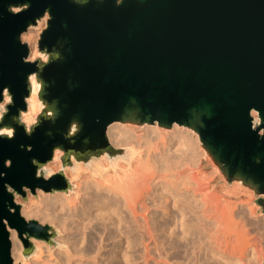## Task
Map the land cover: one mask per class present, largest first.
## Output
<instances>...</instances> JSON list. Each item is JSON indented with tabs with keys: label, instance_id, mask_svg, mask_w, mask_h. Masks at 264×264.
Wrapping results in <instances>:
<instances>
[{
	"label": "water",
	"instance_id": "water-1",
	"mask_svg": "<svg viewBox=\"0 0 264 264\" xmlns=\"http://www.w3.org/2000/svg\"><path fill=\"white\" fill-rule=\"evenodd\" d=\"M113 123L189 129L216 186L264 215V0H0V264H14L8 229L25 260L31 239L57 246L18 197L68 194L103 159L131 163Z\"/></svg>",
	"mask_w": 264,
	"mask_h": 264
},
{
	"label": "bare ground",
	"instance_id": "bare-ground-1",
	"mask_svg": "<svg viewBox=\"0 0 264 264\" xmlns=\"http://www.w3.org/2000/svg\"><path fill=\"white\" fill-rule=\"evenodd\" d=\"M28 103L26 121L38 109L34 95ZM156 130L155 125H143L138 133L120 123L109 125V143L128 149L134 165L117 162V167H126L117 173L115 164L103 159L106 166L101 162L94 172L89 171L70 203L60 197L63 193H54V199L44 196L41 217L63 234L64 251L52 253L49 257L53 259L44 261L41 242L33 239L34 264L253 263L256 248H264V218L251 220L249 206L248 213L241 204L229 206L228 220L245 229L231 242L217 218L220 195L217 203L208 201L200 194L197 179L202 176L191 175L203 158L195 152L196 138L194 141L189 129L177 125L160 135ZM110 167L114 176L108 179ZM10 230L9 239L14 243L15 230ZM239 247L240 252L235 253ZM15 250L14 261L25 264L22 248ZM243 257L247 259L244 263Z\"/></svg>",
	"mask_w": 264,
	"mask_h": 264
},
{
	"label": "rangeland",
	"instance_id": "rangeland-1",
	"mask_svg": "<svg viewBox=\"0 0 264 264\" xmlns=\"http://www.w3.org/2000/svg\"><path fill=\"white\" fill-rule=\"evenodd\" d=\"M37 33H38V30L30 29L25 34H23L22 37H21V40L28 44L29 48L31 49V53L34 52L33 51V46H34V43H35V39L37 37ZM140 132L141 131H138V133H140ZM156 132H157L158 135L164 133V132L161 133V132H159L157 130H156ZM189 133H191L190 136L193 134L192 132H189ZM194 135L195 134H193L191 136V138L194 139V141L197 140V142L195 144V150H196L195 152L197 153V155L202 154L203 158L200 157L201 155L199 156V158H201L199 167H197L195 170H193L191 172V175H192L193 178H197V177L199 178V177L202 176L200 178V180L197 179V181L201 184V187H200L201 188V193L200 194L204 195L205 198L208 199V201L209 200H210V202H213V201H216V200L220 201V199H221L219 205H217V207H218V209H217V211H218L217 218L221 222L222 226L226 227V230H227L229 236L231 237V242H233L234 239L236 238L237 233L242 231V230L245 231V229L244 228L242 229L241 226H239V224L232 225L233 223H231L228 220L227 208L229 206H233L234 204H238V205L241 204L246 209L249 206V208L252 209V212H249V216L251 217V220H253V221L256 220V219L264 218V215H260L257 212V209L255 207V203L251 200L250 196H248V195H229V194L223 193L216 186V181L218 179V173H217V171L214 168H210V167H208L206 165V163L204 161V152L200 148V143L198 141V137H196V135L195 136ZM195 138H196V140H195ZM159 144H161V142ZM143 157H145L144 154H143ZM102 164H104L106 166L107 163L104 160H102ZM131 164L133 166L134 162L132 161ZM114 167H115L117 173L126 168L123 165H120V166L117 167L116 164L114 165ZM58 168H59V164H58L57 161L54 160L51 164H49L46 167V170H50L52 172H56ZM109 169H110L108 171L109 174L106 176V178H108V179H110V178H112L114 176V174L112 173V168L110 167ZM65 175L68 177V173L66 171H65ZM88 176H89V172L88 171L78 172L76 174L77 179L72 181V184L74 185L73 190L70 193H68V194L64 193V192H56L57 195L58 194L60 195V194L63 193V195H60V197L62 199H64L66 204L70 203L73 200V198H74L73 194L75 193V190H76L77 186L81 185L80 182H82L83 180L87 179ZM44 196L49 197V198H53L54 196H56V194H54V193L53 194H51V193H43L41 191H38L35 196H31L28 193L27 194V200L25 202H23L22 199L18 197L15 202L17 204L21 205V210H20L21 216L24 219H26V220H29V219L36 220L41 225H45V224L48 225V223L45 222L42 219V217H41L42 216L41 213L44 212V204H43ZM218 196L220 197V199H219ZM217 202L218 201H216V203ZM246 211L248 213V209ZM143 214H146V212H143V213L141 212V215H143ZM236 221H237V219L235 220V222ZM237 223H239V222H237ZM248 228H250V227H248ZM248 228H246V229H248ZM248 230H249V232H251L250 229H248ZM10 231L11 230L9 229V234H10ZM61 235H63V234H58V237H56L54 239V241L57 244V246H48L44 242L39 241V242H41L40 244L42 245V252H43L42 258H43L44 261H48V260H52L53 259V256L49 257L50 254L53 253V255H56L59 251H64V248H63V245H62V242H61V239H60ZM15 236H16L15 242L12 243L11 239H10V242H11V256L13 255L12 259H13L14 264H17L14 261V255L17 252L15 249H17L20 246L22 248V252H23V245H22L21 241L17 238L16 232H15ZM253 236L255 237V239H254V240H256L255 242H257L256 236L254 234H253ZM31 240H33V239H31ZM257 243H258L257 245L259 246L260 243L259 242H257ZM239 250H241V247H239V249H237V252H235V253H239L240 252ZM256 250H257V252L254 251V253L256 252V254L254 256L252 264H261L263 259H264V248L260 245L258 248H256ZM236 256H238V255L236 254ZM243 258L242 259H243V263H244L247 259L245 257H243ZM35 260H36V258H34V256L30 257L29 259L26 260L25 264H34ZM169 262H171V261H169Z\"/></svg>",
	"mask_w": 264,
	"mask_h": 264
}]
</instances>
